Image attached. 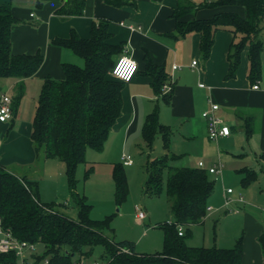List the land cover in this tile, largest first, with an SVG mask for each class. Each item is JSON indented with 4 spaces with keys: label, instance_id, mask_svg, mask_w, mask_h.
I'll return each mask as SVG.
<instances>
[{
    "label": "trees",
    "instance_id": "obj_1",
    "mask_svg": "<svg viewBox=\"0 0 264 264\" xmlns=\"http://www.w3.org/2000/svg\"><path fill=\"white\" fill-rule=\"evenodd\" d=\"M88 0H65L56 11L62 18L84 14ZM162 1V0H156ZM116 7L130 6L128 0H109ZM201 8L215 10L212 18L191 19ZM234 8H244L246 16ZM172 17L176 21L175 39L188 34L200 35L202 60L207 62L215 44V35L220 30L234 34L228 53L227 79H234L240 69L242 55L248 50L249 79L256 84L263 77L262 53L264 42V0H204L197 5L192 0H178ZM18 23L10 5L0 6V78H29L35 75L44 62L41 52L18 54L12 52V31ZM110 24L106 20L95 23L90 38H82L72 29L68 38H56L53 44L68 48L81 57L85 66L63 63L64 78L57 80L46 76L43 82L36 113L32 123V140L37 154L47 159H58L66 166V176L72 203L78 210V219L68 216L60 204L41 202L39 184L21 178L0 164V221L20 240L42 244L44 252L40 259L49 264H76L90 260L94 249L103 247L101 261L105 264H243V240H237L234 248L190 246L186 238L192 235V226L201 224L208 214L209 200L215 191V182L206 169L200 167H176L171 165L168 154L153 159L147 164L148 177L145 193L159 195L168 172L167 195L171 198L172 222L164 227L165 247L163 252L140 254L136 243L129 240L116 242L107 231H113L112 217L105 220L91 218L92 205L87 197L77 192L76 173L79 165L87 162L89 149L100 152L104 149L114 125L123 112V91L126 83L111 77L110 72L124 51L123 45H112ZM146 74L154 80L155 93L162 95L170 104L172 89L163 92L169 81L165 66L145 57ZM139 73V71H138ZM17 100L12 106L13 114L24 94L19 85ZM245 129L251 134L249 121ZM143 139L149 150L153 149L157 136L163 139L166 151L171 144V128L160 121L157 107L147 116L143 127ZM264 170V153L259 157ZM123 163L115 165L114 181L116 201L122 204L128 197L129 185ZM241 184L247 187L258 178L253 168H243ZM180 227L187 230L180 235ZM264 254V232L259 237ZM127 248L130 253L122 251ZM1 264H17L15 253H0Z\"/></svg>",
    "mask_w": 264,
    "mask_h": 264
},
{
    "label": "crops",
    "instance_id": "obj_2",
    "mask_svg": "<svg viewBox=\"0 0 264 264\" xmlns=\"http://www.w3.org/2000/svg\"><path fill=\"white\" fill-rule=\"evenodd\" d=\"M64 2L65 0H0V6L10 5L13 15L18 19L12 31L13 54L33 55L41 52L44 55L43 65L32 77L0 78V99L3 94H8L15 103L18 86H24L23 97L17 104L12 119L0 121V164L21 178L41 184V202L42 198L48 200L52 197L56 199V203L59 202L60 188L52 175L53 171L62 173L65 167L58 159H47L35 150L31 135L39 93L46 76L57 80L64 78L63 63L79 65L82 62L81 57L68 48L53 44V40L68 38L72 29L82 38H90L93 25L102 20L110 24L112 36L109 43L123 45L124 50L127 48L139 64V73L125 86L122 115L114 125L101 154L114 158L119 163H123L124 155L133 157L136 148L141 147L144 141L142 131L147 116L157 107L161 123L170 128L181 125L187 129L182 132L184 135L198 138L203 141L204 146L212 148L209 143L208 122L202 115L209 109L211 100L220 106L217 115L226 122L230 121L232 129L231 136L220 139L217 145L233 147L238 140L242 141L243 134L237 133L234 123L238 119H242L244 123L249 121L252 132L248 134L245 129V155L260 160L259 157L264 153V51L263 77L258 82L259 88L254 89L257 83L252 84L248 76V50L242 55L236 78H226L229 70L228 53L235 37L231 31L220 30L216 33L212 54L207 62L202 60L199 34L191 33L180 39L171 36L176 32V21L172 15L178 6V0H128L132 5L124 7H116L109 0H88L83 15L62 18L56 11ZM232 10L246 16L244 8ZM215 13V10L201 8L187 19H209ZM147 54L154 63L166 68L169 75L167 84L173 87L170 104L165 102L162 95L155 93L154 80L145 73ZM194 61L198 62L196 66H193ZM175 65L179 67L173 69ZM201 83L206 87H200ZM29 96L30 99H27ZM91 150L87 151V156L95 151ZM239 156L242 157L243 153ZM222 159L227 161L226 157L222 156ZM229 160L230 164L235 161ZM203 163L206 170L212 167V164ZM232 167L236 171L253 168L259 175V171L247 163L245 166L235 164ZM261 172L264 173L263 167ZM48 176L52 182V195L48 194V188H42L43 183L47 184L45 179ZM231 194L226 195L224 191L225 198H229ZM222 205L219 206V211L226 209ZM140 210L144 211L138 206L137 211ZM145 214L143 220L147 219V213ZM243 216L250 228V234L243 240V264H264V254L259 242V237L264 232V222L255 219L250 212L244 211ZM206 219L192 228L204 224Z\"/></svg>",
    "mask_w": 264,
    "mask_h": 264
},
{
    "label": "rangeland",
    "instance_id": "obj_3",
    "mask_svg": "<svg viewBox=\"0 0 264 264\" xmlns=\"http://www.w3.org/2000/svg\"><path fill=\"white\" fill-rule=\"evenodd\" d=\"M203 1L194 0L195 3ZM261 38L264 42V32L261 34ZM80 59L82 62L79 63V66L84 67L85 62L82 58ZM27 99H30V96ZM226 123L229 126L231 125L230 121ZM234 124L237 133H242L243 138L242 141L238 140L233 147L223 144L217 145V142L208 140L212 146V148H208L204 146L203 141L200 139L184 135L182 132L187 129L181 125L171 128L172 140L169 151L165 150L160 135L155 139L152 150H149L143 141L141 147L136 148L133 153L134 163L131 166L124 167L128 179L129 194L122 204H118L116 201V184L114 181V168L119 162L114 158L106 157L100 152L91 150L92 152L87 156V162L79 165L76 173L78 180L77 192L81 196L85 195L92 205L91 218L101 221L107 217H112L113 231H107L106 235L116 242L124 240L135 242L137 252L140 254L163 252L165 247L164 227L172 222V200L167 195L168 172L165 171L164 173L163 187L160 194L149 196L145 193L148 162L161 158L166 154H168L171 165L176 167L196 168L199 161L212 164V167H214L221 162L224 164L222 174H210V179L215 182V191L209 200V207L214 212H208L204 224L192 228V235L186 238V242L188 245L196 247L234 248L237 240L250 234L249 225L247 226V222L243 218L244 211L250 212L256 217L255 219L264 222V173L261 172V161L245 155L247 139L244 121L238 119ZM242 153L243 156L240 157L239 155ZM222 156L223 158L226 157L227 161L223 160ZM229 159H235V161L232 160L234 163L230 164ZM246 163L256 168L259 175L256 181L247 187H243L241 184L243 175L233 169L232 166L235 164L245 166ZM64 167L62 173L53 171L52 175L55 183H58L57 186L60 188L59 202L57 203L61 205L62 210L68 216L77 220L78 210L72 203L65 164ZM45 180L47 184L43 183L42 188H48V194L52 195L50 190L52 182H50L49 176ZM229 188L234 193L229 195L230 204L225 205L224 191ZM241 198L245 203L240 202ZM55 200L53 197L48 200L42 198V201L47 202V204L55 202ZM221 205L225 206L226 209L219 211ZM138 206L147 213V219L141 220L138 217ZM183 231L187 233L186 229H183ZM34 251L43 254L44 246L36 244ZM103 252V247H96L90 260L101 261ZM17 264H21L20 259Z\"/></svg>",
    "mask_w": 264,
    "mask_h": 264
},
{
    "label": "built area",
    "instance_id": "obj_4",
    "mask_svg": "<svg viewBox=\"0 0 264 264\" xmlns=\"http://www.w3.org/2000/svg\"><path fill=\"white\" fill-rule=\"evenodd\" d=\"M198 64L197 61L193 62V66ZM179 66L175 65L173 69H177ZM139 64L129 53L126 48L124 52L117 59L114 67L112 68L110 75L112 78L122 81L126 84L130 83L138 74ZM259 83L254 85V89L259 88ZM202 88H205L206 85L201 83L199 85ZM172 89L171 84H166L163 87V91L169 92ZM12 98L8 94H3L0 99V121L7 122L13 117V108H12ZM210 107L209 109L203 112V117L208 122V134L211 141L218 142L222 138L230 137L232 134L231 127L217 115V112L220 110V106L211 100H209ZM134 163L132 155L123 156V164L125 166H130ZM198 167L205 169L204 163L201 161L198 163ZM224 164L219 162L216 166L207 169L209 174H222ZM233 190L229 188L226 190V195L231 194ZM240 201H243L241 198ZM230 200L226 196L225 205H229ZM139 210V209H138ZM208 212L212 211L211 207H208ZM138 217L143 220L146 217L144 211L140 210L138 212ZM171 223V222H170ZM180 235H183V228L180 227ZM36 244L30 243L28 241L20 240L15 237L13 233L3 227L2 222L0 221V253H15L18 260L20 259L21 264H49L48 259H40L39 253L35 252ZM126 253H130V250L127 248L122 249ZM29 253V254H28ZM76 264H105L102 261H93L81 259Z\"/></svg>",
    "mask_w": 264,
    "mask_h": 264
},
{
    "label": "water",
    "instance_id": "obj_5",
    "mask_svg": "<svg viewBox=\"0 0 264 264\" xmlns=\"http://www.w3.org/2000/svg\"><path fill=\"white\" fill-rule=\"evenodd\" d=\"M119 211H120V209H119Z\"/></svg>",
    "mask_w": 264,
    "mask_h": 264
}]
</instances>
